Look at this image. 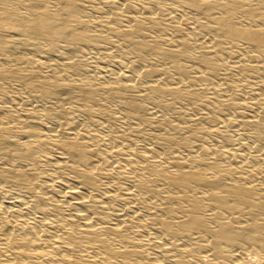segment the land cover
<instances>
[{
	"label": "bare ground",
	"instance_id": "obj_1",
	"mask_svg": "<svg viewBox=\"0 0 264 264\" xmlns=\"http://www.w3.org/2000/svg\"><path fill=\"white\" fill-rule=\"evenodd\" d=\"M108 1L125 13L116 24L125 30L94 37L81 21L79 0H0V56L9 46L46 45L68 60L39 67L58 82H76L74 88L0 72V165L14 167H0V189L30 191L29 200L0 202V264H264V112L248 123L229 113L264 108V0ZM48 4L59 12L49 14ZM99 13L110 23L112 14ZM109 47L120 57L91 81L85 67L99 53L107 56ZM72 49L81 50L83 61ZM86 50L96 56L85 57ZM222 67L231 70L223 74ZM252 70L262 83L247 90L241 78ZM228 75L230 80L214 85ZM3 82L16 83L34 101L50 102L61 130L41 134L27 120L20 129L8 126L16 121L2 109L31 107L5 97ZM191 87L215 104L212 118L204 104L193 107L192 126L200 133L162 123L171 137L151 135L138 154L129 150L132 134L121 135L108 121L109 135H96L100 124L91 118L100 102L116 104L122 125L144 127L135 113L155 114L165 99L189 103ZM98 92L101 98H95ZM127 94L146 107L127 101ZM76 116L86 125H76ZM56 144H62L68 169L42 156ZM44 163L53 168L42 170ZM116 180L123 184L116 188L121 194L111 184ZM46 181L54 182L60 203L69 204L67 217L56 218L47 206L53 196L42 194ZM111 200L124 209L102 220L96 206L103 209ZM134 241L150 251H139Z\"/></svg>",
	"mask_w": 264,
	"mask_h": 264
},
{
	"label": "rangeland",
	"instance_id": "obj_2",
	"mask_svg": "<svg viewBox=\"0 0 264 264\" xmlns=\"http://www.w3.org/2000/svg\"><path fill=\"white\" fill-rule=\"evenodd\" d=\"M80 3L82 4V18L81 21L85 24H87L89 26V34L97 37L98 35H107V32L111 33V32H116V33H121L124 32L125 28L123 26H117V21L123 19L124 14L123 12L120 11H116L110 8L109 5V1L108 0H79ZM123 3L127 4V5H132L134 2V0H122ZM46 10L49 14H54V13H58L59 12V8L55 5H51L48 4L45 6ZM99 12H103L106 15H111L112 17L110 18V23L106 24L104 23V19H106L105 17H103L102 15H100ZM104 14V15H105ZM115 14V15H114ZM157 23H161V21H157ZM106 30H105V28ZM151 38H155L154 36H151ZM101 45V43H98ZM71 50V49H68ZM19 51V53H18ZM22 51V52H20ZM73 53L72 55L74 57H77V59H79V61H83V57L80 56L81 54V50L79 49H72ZM107 56H104L103 54H98V56H96V53L93 52V50H86L84 56L85 57H98L95 61V64L92 65H88L87 67H85V72L86 74L90 77V80L93 81L94 78L96 76H98V72L101 68H110L113 63L120 57L118 52H113V50L109 47L107 50ZM15 53V54H14ZM18 53V54H17ZM22 53V54H21ZM122 54L127 53L126 50H121ZM6 56L8 55V57L6 56H0V61L1 60H5L7 58L13 59V61L8 64H0V72H2L4 75H7L9 73L15 72V73H19V74H29V75H34L32 80L35 82H43V83H52L57 81L54 76H49L46 75L44 73V71L39 67V63L42 61H47L49 63H64L65 61H67L68 59H61L60 55L58 54V52H56L55 50L51 49L50 47L46 46V45H38L36 47H31L29 45V43H25L22 45H16V46H9L7 52L5 53ZM80 56V57H79ZM83 58V59H82ZM27 61V62H31L30 64H20L21 61ZM17 62V65H15V63ZM87 65L86 63H82L81 68ZM83 70V69H82ZM223 70V74L226 73V71H230L231 69L228 67H222ZM41 72L43 74H41ZM258 74V71H250L249 73H245V77L241 78V84L243 83L244 86H246V89H252L254 88L257 84H261L262 80L258 77H256ZM232 78V76L228 75V76H222L219 79H217L214 83V85H219L221 83H225L228 80H230ZM69 79V80H68ZM65 79L63 82H58V83H63V84H69L72 87L75 88V84L76 82L73 80L71 81V78ZM118 85H121V82L118 83H109L107 85V87H117ZM191 91H189V94L192 96V101L187 103L185 101H179V100H172V99H165L162 101V106L161 108L163 110L155 113V114H148L146 112L143 111H139L138 113H135V115L143 120H145L146 125L144 127H134V126H124L121 124L120 122V117L123 115V112L120 111L116 104L114 103H103L100 102L99 103V114L97 112L92 114V121H94L97 124H100V126L98 127L97 131H96V135L97 136H106L109 135V131L107 132L104 128L105 123L108 121L111 123V126L113 128H115L116 131L120 132V134L122 135V133H128V134H132V137H134L132 140H130L131 144L129 145V150H133L135 149L134 153H142L143 149L145 147H147L150 143H151V139L152 137H150L151 135H153L156 139L160 136V137H171V133L162 128L160 125L162 123H167L168 125H170L171 127H174L175 129H177L178 127H180L181 125L186 126V127H193V129L195 128L193 125V122L191 121L192 117H194V113L192 112L194 109L193 107L195 106H199L201 104H204V106L206 107V109L208 110V116L212 118V114L215 112L214 111V102L212 100H210L208 98L207 95H203L200 94L198 92H196L194 90V88H190ZM235 89V88H233ZM2 90H3V95L5 97H7L13 104H17L20 103L25 104L26 106L31 107V109L25 110V108H9V106H7L6 108L2 109L3 110V114L4 116L6 115H10L16 122L13 124H9L8 126L11 127H17V129L22 128V126L19 125V122L21 121H29V124L39 133L41 134H45L46 131L48 129H50L53 132H57L60 129L59 126H57V124L55 123V111H54V107L50 102H44V101H34L31 98V94L27 93L22 87H20L19 85H17L16 83L13 82H3L2 84ZM99 91V90H98ZM101 93L98 92L95 95V98L100 97L101 98ZM125 99L128 100H136V98H134L133 94H127V96L125 97ZM230 101L227 102V104ZM136 105L141 106V107H146L143 101H139L136 100L135 101ZM147 105V104H146ZM194 107V108H195ZM218 108V107H217ZM7 109V110H5ZM229 113L230 114H234L237 113L239 114V116L241 115V117L239 118V120L243 123H248L250 121H253L255 119H257L260 115L261 112H264V108H261L258 112L255 113H248L246 111L245 108H232L229 109ZM195 111V110H194ZM87 119L81 116H76L74 118H72V121H74L76 123V125L78 126H85L87 121ZM45 128H48L47 130H45ZM173 128V129H174ZM174 129V130H175ZM195 133L198 134L200 133L199 129L197 130V128L194 129ZM114 135V134H112ZM159 135V136H158ZM221 135H225L227 137H230L231 133L230 132H225V133H218V136ZM177 135L173 136L176 137ZM216 137V140H219V137ZM190 137V135H189ZM177 138V137H176ZM188 138L187 135H184L183 137ZM182 139H178V142H184L185 140ZM62 145V144H56V147H53L51 150H48L47 153H45V155L42 156H46L49 159H52V161L55 163H59L60 165H62L61 167L68 169V165H65V158L64 155H62L60 149H58V147ZM127 147V146H126ZM137 150V151H136ZM46 164L42 166V170H50L53 168V164ZM13 165H0L1 169L3 170H11L14 167H12ZM63 180H66L67 178H63ZM68 180V179H67ZM49 182V183H48ZM46 181L44 182V184H42V194L44 197H48L49 195H52L53 197L49 196L47 199V206L54 211V213L56 214V218H65L67 217L66 214H68V207L69 204L66 202H61L59 201V198L57 196L56 188L54 189L52 187V185L54 184L53 181ZM117 182V183H116ZM122 185V182L120 180H116L114 181V183L112 182V186L114 189V192L116 193V191H118V194H121V189L122 188L118 185ZM98 185H104L103 182H98ZM45 189H43L44 187ZM47 186V187H46ZM18 187V188H14V187H10V186H6V187H2V189H0V202L2 205H4L5 203L9 202V201H13V200H17V199H25V200H29L30 198L27 199L28 197V193L30 192L29 189H27V187ZM121 188L119 190H116V188ZM20 188V189H19ZM51 188V190H49ZM54 189V190H53ZM28 191V192H27ZM49 194L46 195L48 192ZM51 191V192H50ZM26 193V195H25ZM46 193V194H45ZM24 195V196H23ZM46 195V196H45ZM27 196V197H26ZM31 196V194H30ZM23 197V198H22ZM57 199H55V198ZM53 198V199H52ZM120 198V197H119ZM58 201V202H57ZM65 203V204H64ZM61 204V205H58ZM66 205V208H65ZM101 206H96V213L98 214V216L100 218H102V220H107V216H109L110 214H113L112 212L117 211H122L124 209L123 206H119L116 205V201L113 202V200L108 201L106 203L103 204V209L100 208ZM101 209V210H100ZM114 210V211H113ZM133 244H137L138 246L141 245L138 241H134ZM139 251H143V252H149L150 249L145 246V245H141V248L139 249ZM180 260V259H179ZM192 260V259H191ZM258 264V263H256Z\"/></svg>",
	"mask_w": 264,
	"mask_h": 264
}]
</instances>
